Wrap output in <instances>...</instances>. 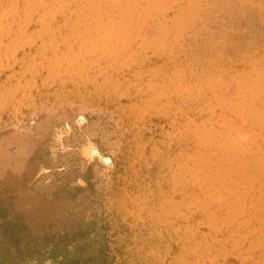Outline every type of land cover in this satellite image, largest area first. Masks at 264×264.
I'll use <instances>...</instances> for the list:
<instances>
[{
    "label": "rangeland",
    "instance_id": "374dc122",
    "mask_svg": "<svg viewBox=\"0 0 264 264\" xmlns=\"http://www.w3.org/2000/svg\"><path fill=\"white\" fill-rule=\"evenodd\" d=\"M263 123L264 0H0V264H264Z\"/></svg>",
    "mask_w": 264,
    "mask_h": 264
},
{
    "label": "bare ground",
    "instance_id": "6f19581e",
    "mask_svg": "<svg viewBox=\"0 0 264 264\" xmlns=\"http://www.w3.org/2000/svg\"><path fill=\"white\" fill-rule=\"evenodd\" d=\"M257 124V123H256ZM264 124V123H263ZM264 126V125H263ZM244 134V133H243ZM234 135H236V134H234ZM240 135V134H239ZM236 136H238V134L236 135ZM236 138V137H235ZM233 139V138H232ZM231 141V140H230ZM242 141V140H241ZM246 142V141H245ZM251 142V141H250ZM253 152V151H252ZM244 154H245V152H244ZM252 154V153H251ZM256 155V154H255ZM195 156V155H194ZM259 156V155H258ZM191 157V156H190ZM260 157V156H259ZM193 159V158H192ZM248 159V158H247ZM242 196V195H241ZM241 198H243V197H241Z\"/></svg>",
    "mask_w": 264,
    "mask_h": 264
}]
</instances>
